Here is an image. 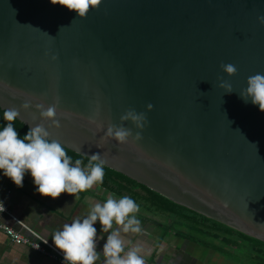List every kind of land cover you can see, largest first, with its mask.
<instances>
[{"label": "water", "instance_id": "1", "mask_svg": "<svg viewBox=\"0 0 264 264\" xmlns=\"http://www.w3.org/2000/svg\"><path fill=\"white\" fill-rule=\"evenodd\" d=\"M56 2L0 0V109H20L28 128L44 123L65 148L100 153L105 167L264 243V112L239 95L264 73V0H100L84 18ZM57 97L58 129L35 108ZM128 109L146 116L142 130L124 124L141 140H101L91 120L106 129Z\"/></svg>", "mask_w": 264, "mask_h": 264}, {"label": "clouds", "instance_id": "2", "mask_svg": "<svg viewBox=\"0 0 264 264\" xmlns=\"http://www.w3.org/2000/svg\"><path fill=\"white\" fill-rule=\"evenodd\" d=\"M56 3L70 11H75L79 18H84L91 7L99 5L100 0H57ZM257 22L264 25V16H258ZM221 70L227 77H232L236 74L237 67L232 63L222 64ZM218 86L223 88L225 93L233 92L227 80H221ZM239 95L245 102L250 100L261 112H264V73L249 76L246 88L241 90ZM58 105V97L51 104L40 102L35 105L40 118L50 122L49 127L56 129L61 126L57 118ZM31 106V101H26L21 107L28 109ZM151 109L152 105H147L146 110ZM19 115L20 109L6 108L3 111L5 126L0 130V173H3L17 188L23 186L26 173L30 174L36 192L41 197H49L53 200L63 193L73 196L103 183L106 159L102 154L94 153L89 156L86 168L82 167L80 159H76L73 164L65 146L53 137L44 123L29 125L26 135L20 138L13 126ZM96 115L98 116V113ZM120 121L119 125L109 123L105 129L103 123L95 118L91 120L96 124L97 131L103 133L100 136L101 140L110 137L121 145L141 140L140 131L133 134L132 129L125 127L124 124L131 122L136 129L142 130L147 124L144 113L128 109L120 117ZM3 211L5 208L3 202H0V212ZM138 212L139 205L131 197L123 196L117 199L109 194L105 202H96L83 219L77 218L71 223L64 224L61 230L53 234L52 242L63 254L65 264H96L101 255L104 258L103 264H145L140 254L142 249L134 246L125 251V240L121 235V229L113 230L115 224L122 226L124 233H140L141 223L136 217ZM97 222L102 232L108 233L102 254L96 250L97 229L94 225Z\"/></svg>", "mask_w": 264, "mask_h": 264}, {"label": "crops", "instance_id": "3", "mask_svg": "<svg viewBox=\"0 0 264 264\" xmlns=\"http://www.w3.org/2000/svg\"><path fill=\"white\" fill-rule=\"evenodd\" d=\"M109 194L114 195L117 199L129 196V194L116 192L111 186L96 185L90 190L79 192L73 196L63 193L59 198L53 200L49 197H41L36 192L30 174H25L23 186L17 188L3 173H0V201L21 224L43 237L55 249L56 247L52 242L53 234L61 230L64 224L71 223L77 218L83 219L96 202H105ZM138 198L140 200H135L139 205V212L136 213V217L140 220L142 231L135 234L131 232L124 233L122 226L113 225V230L121 229V235L125 240V251L134 246L140 247L142 249L140 254L143 256L145 264H204L208 262L209 255H211L210 261L214 260L218 252H214L212 255L210 253L205 254L200 249H192L195 241L193 242L181 230L184 229L183 227L188 226L185 223L186 219H180L183 223L180 224L179 230L175 232L170 230L165 233V231H162L160 224L162 220L156 216L160 209L149 203L145 198ZM164 213L172 216L166 212ZM4 222L15 230L21 228L18 223L8 218H5ZM94 227L97 229L96 250L102 254L108 233L102 232L99 222ZM103 259L101 255L96 264H103ZM0 264L59 263L40 255L29 247L11 244L5 235L0 232Z\"/></svg>", "mask_w": 264, "mask_h": 264}, {"label": "trees", "instance_id": "4", "mask_svg": "<svg viewBox=\"0 0 264 264\" xmlns=\"http://www.w3.org/2000/svg\"><path fill=\"white\" fill-rule=\"evenodd\" d=\"M5 126V122L3 120V110L0 109V130L3 129ZM13 126L16 128V131L19 134L20 138H23L24 135H26L29 128L21 123L19 120H16L13 122ZM67 154L72 158V162L74 164L76 159H80L82 161V167L87 166L88 164V158L83 157L81 155L76 154L75 152L65 148ZM105 175L103 183L99 186L102 187H112L113 190H115L118 193L122 194H129V196L135 201L140 200L137 197H141L140 195H147L148 197L146 200L149 201V203L154 204L157 208H159L161 211L166 212L168 214H171L172 216L176 217L177 219H186L185 223L189 224V226L195 225L198 227V230L201 232H206L207 234H214L213 236L216 239H220L221 241L231 243L230 239H227V234H237L241 237L243 240L242 242H245L247 245V248H249L252 252H257L258 255H261L262 258H264V250H261V248H264V243L251 238L247 235H244L234 229H231L221 223H218L216 221H213L209 218H206L194 211H191L183 206L177 205L170 201L169 199L163 197L162 195H159L158 193H155L154 191H151L147 187L129 179L128 177L117 173L107 167L104 169ZM159 206V207H158ZM179 212L183 214H178ZM197 217L200 218L201 221H197ZM214 224V225H213ZM214 226V227H213ZM218 226V229L216 227ZM220 229V230H219ZM187 237L192 239L194 242V237H191L187 234Z\"/></svg>", "mask_w": 264, "mask_h": 264}, {"label": "rangeland", "instance_id": "5", "mask_svg": "<svg viewBox=\"0 0 264 264\" xmlns=\"http://www.w3.org/2000/svg\"><path fill=\"white\" fill-rule=\"evenodd\" d=\"M141 208V207H140ZM143 211V210H142ZM156 216L161 221L162 231L168 233L170 230L177 231L180 228V224L183 223L182 220L176 217L169 216L163 211H159ZM150 221V220H149ZM183 227L181 229L185 234L194 237V245L192 249L201 250L205 254L218 252L214 260H211V255H209L208 262L204 264H264V258L261 255H258L257 252H252L245 242L241 238L227 234V239L231 240V243L221 241L216 239L212 234H207L205 231L201 232L198 230V227L195 225ZM167 229V230H166ZM264 250V248H261Z\"/></svg>", "mask_w": 264, "mask_h": 264}, {"label": "built area", "instance_id": "6", "mask_svg": "<svg viewBox=\"0 0 264 264\" xmlns=\"http://www.w3.org/2000/svg\"><path fill=\"white\" fill-rule=\"evenodd\" d=\"M3 206L5 208V211L0 212V232L5 235V237L11 244L29 247L40 255H43L51 260L57 261L59 264H65V261L63 260V255L59 251H57L50 243H48L43 237L38 235L36 232L21 224L6 209L4 203ZM5 218H8L9 220L18 223L21 227L20 230H15L13 227L6 224L4 222Z\"/></svg>", "mask_w": 264, "mask_h": 264}]
</instances>
